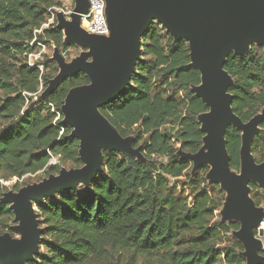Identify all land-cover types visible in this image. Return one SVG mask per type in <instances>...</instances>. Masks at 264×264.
Returning <instances> with one entry per match:
<instances>
[{
	"label": "trees",
	"instance_id": "1",
	"mask_svg": "<svg viewBox=\"0 0 264 264\" xmlns=\"http://www.w3.org/2000/svg\"><path fill=\"white\" fill-rule=\"evenodd\" d=\"M57 7V0H0V181L43 169L56 175L59 167L49 165L56 156L74 169L82 166L79 142L62 124L61 107L70 89L90 83L88 77L79 73L35 101L57 73L56 64L45 58L42 71L23 58L36 44L72 46L55 23L35 32ZM189 53L185 40L175 42L158 24L147 29L130 85L99 109L122 138L133 137L145 160L104 152L102 171L89 186L35 203L41 246L27 264H246L243 246L232 236L239 223L221 222L216 214L225 193L207 182V166L191 175L190 161L177 156L200 150L204 133L197 117L208 112L191 91L200 74L190 66ZM224 70L233 80L231 109L247 123L264 110L263 49L231 53ZM259 127L252 153L260 163L264 122ZM224 138L229 166L238 173L241 132L229 127ZM249 188L262 206L264 191L252 182ZM5 191L0 183V198ZM14 224L9 205L0 202V234L15 235Z\"/></svg>",
	"mask_w": 264,
	"mask_h": 264
},
{
	"label": "water",
	"instance_id": "2",
	"mask_svg": "<svg viewBox=\"0 0 264 264\" xmlns=\"http://www.w3.org/2000/svg\"><path fill=\"white\" fill-rule=\"evenodd\" d=\"M74 3L70 20L56 13V28L64 33L67 45L75 43L89 51L71 65L64 64L59 56L57 64L54 60L59 72L48 81L43 99L79 73L88 77L90 83L70 89L61 107L62 124L72 128L70 136L79 142L82 166L62 170L16 192L2 193L0 202L9 205L13 212L15 224L11 229L18 238L0 234V264H27L34 260L41 243L35 203L79 185L89 186L102 171L104 152L145 160L141 147L133 148V137L122 138L99 109L130 85L140 59L142 36L152 23H157L175 42H187L190 66L200 74V84L191 87V91L208 107V112L197 117L204 133L202 147L195 154L178 151L177 156L181 153L193 160L194 173L199 167L209 168L207 182L218 185L225 193L222 205L227 216L240 225L235 231L238 236L234 232L232 236L242 244L246 264H264L257 253L260 241L252 232L258 228L259 237L264 235L260 228L264 213L249 195V183L264 185V159L256 164L251 155L257 129L264 122V110L243 123L231 109L228 88L233 80L224 70L231 53L244 56L252 46L261 47L264 52V0H105L107 36L88 34L81 28L80 17L88 11V0ZM229 127L241 132L238 173L229 166L224 138Z\"/></svg>",
	"mask_w": 264,
	"mask_h": 264
},
{
	"label": "rangeland",
	"instance_id": "3",
	"mask_svg": "<svg viewBox=\"0 0 264 264\" xmlns=\"http://www.w3.org/2000/svg\"><path fill=\"white\" fill-rule=\"evenodd\" d=\"M57 1L61 3V7L54 8V10L52 11L55 14L54 15L55 18H54V21L51 22V24L52 23H55V27H56V24H57L56 13H58V12H55V10L56 9L63 8V9H66L65 12H71V11L73 12V9H74V6H75L74 0H57ZM52 9H50L49 11H51ZM48 17H49V14H48ZM66 20H70V16L67 17ZM152 24H157V23H152ZM48 27H44V28L41 27V29H39L38 31H35V32L36 33H40L43 29H46ZM62 35H63V41H66L67 42V40H66L65 35H64L63 32H62ZM69 43H71V42H69ZM69 45H72V46H68L65 49H63V48L56 49V47L53 46L52 44L47 45V46L46 45H42V44H36L35 51L32 52V53H30V54H27L26 56L23 55V58L25 57L26 62L31 67H36V68H38V69H40V70L43 71V66L41 64L44 62L45 58L48 59V60H52V61L55 60L56 61L57 57L59 56V58H62L63 59L64 64L71 65L72 63H74L75 60H77L78 58H80L81 55H83V53H86V52L89 51L88 49H83L82 47H80L79 45H77L75 43H71ZM87 61L88 62H91L92 61V58L91 57H88L87 58ZM56 64H57V61H56ZM58 72H59V69L57 68V73L52 78H54L58 74ZM1 97H2V95L0 93V98ZM44 97H45V88L40 87L39 90H38L37 95L34 97V100L35 101H39V100L43 99ZM56 119H57V117H56ZM257 132H258L257 135H259L260 133H262V130L261 129H257ZM177 147L179 148V146H177ZM251 152H252V149H251ZM178 155H179L178 157L180 159H185V160L190 161V163L192 165V169L190 171V174L193 175L194 174V169L193 168H195L194 161L191 160V159H189V158H187L186 156L185 157L182 156L181 153H179ZM251 155H252V158L254 159V162L256 164H258L259 162H258L257 157L253 153H251ZM49 165H57L59 167V171H58V173L56 175H58L59 172L62 171V170L68 171L70 169H74L73 166L69 162H62V161L59 160V158L57 156L56 157H51V159L49 161ZM52 175L55 176L54 174H52ZM49 176H51V175H48L46 173L45 169H43V170H41V171H39V172H37L35 174L25 175L21 179L13 178V179H10L9 181H3L2 180V181H0V183H1V185H3V186L6 187V191L5 192H7V191H14V192H16L20 188H23L25 186L32 185V184H36V183H39V182H41L43 180H46V179H48ZM16 184H19V188L17 190H14L13 187ZM79 186H83V185H79ZM79 186H77V187H75L73 189H76ZM84 187H86V186H84ZM260 189L262 191H264V185L260 186ZM62 192H64V191H62ZM62 192H60V193H62ZM60 193H58V194H60ZM249 195L251 196V190H250V194ZM42 201H44V200H42ZM258 208H261V210L264 213V204L262 206H258ZM216 214H217V216H218V218L220 220H223L225 222H229V221H234L235 220L232 216H227L226 209H225V207L223 205L219 209V211L216 212ZM12 227H13V225H12ZM252 232H253V237L256 240H259L260 241L261 248H260V250H258L259 252H257V253H258V256H261L262 257V261H264V256L261 255V251H264V235L261 238L259 237V235H258V228H253ZM4 233H9V232H4ZM233 235L238 236V234L236 232H234ZM12 237L13 238H18V235L15 234ZM40 246H41V243H40ZM40 246H39V249H40ZM243 255L245 256L244 259L246 261L247 255H245V253ZM124 259H126V257H124ZM137 264H145V263H144V261L138 260Z\"/></svg>",
	"mask_w": 264,
	"mask_h": 264
},
{
	"label": "built area",
	"instance_id": "4",
	"mask_svg": "<svg viewBox=\"0 0 264 264\" xmlns=\"http://www.w3.org/2000/svg\"><path fill=\"white\" fill-rule=\"evenodd\" d=\"M88 11L80 17V26L88 34L107 36L109 34L108 25L105 17V0H88ZM54 8L48 12L49 17L47 23L42 28L48 27L54 21L55 14L52 12ZM66 9H56L55 12H61L66 18L71 12H65ZM260 228L264 230V221L260 224Z\"/></svg>",
	"mask_w": 264,
	"mask_h": 264
}]
</instances>
